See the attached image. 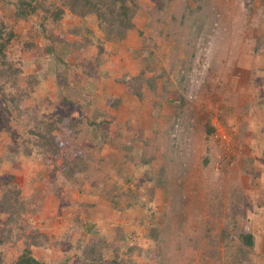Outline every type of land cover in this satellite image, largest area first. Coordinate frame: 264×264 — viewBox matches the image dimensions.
<instances>
[{"label":"rangeland","instance_id":"1","mask_svg":"<svg viewBox=\"0 0 264 264\" xmlns=\"http://www.w3.org/2000/svg\"><path fill=\"white\" fill-rule=\"evenodd\" d=\"M135 1L134 29L126 39L111 44L87 21L92 45L82 52L59 49L65 67L45 70L39 55L22 46L26 35L36 34L33 22L14 19L15 0H0L4 39L10 29L15 35L5 52L12 69L3 73H11V80L0 79V199L3 183L14 176L9 187L21 201L19 224L11 228L15 244L6 239L4 258L14 259L27 241L31 254L46 264H87L77 263L78 243L97 237L112 243L122 227L128 234L123 251L135 244L143 254H132L135 264H264V131L258 125L264 107V0H200L201 9L197 0ZM39 4L50 12L63 8L58 29L81 23L62 0ZM42 10L37 21L46 15ZM190 11L193 25L182 27L179 18ZM96 56L103 62L86 70L96 74L88 77L80 67ZM146 65L151 71L140 79ZM53 75L64 80L61 86ZM87 79L94 88L81 90ZM16 95L23 96L24 113L18 117L12 109L8 117L2 105ZM111 97L116 106L109 105ZM64 99L81 105L76 109ZM56 105L74 116L108 120L104 142L81 126L83 135L70 139L52 164L37 152H17L32 119L51 115ZM142 156L151 159L141 168ZM63 161L75 170L70 178L60 174ZM149 173L164 175L165 187L147 195L143 187L155 182L143 179ZM104 186L109 194L96 192ZM116 194L121 211L111 205ZM131 201L142 204L128 208ZM6 217L0 213L3 232ZM151 224L158 225L160 239L146 243ZM91 225L101 231L88 233ZM245 234L252 235V245L242 239Z\"/></svg>","mask_w":264,"mask_h":264},{"label":"trees","instance_id":"2","mask_svg":"<svg viewBox=\"0 0 264 264\" xmlns=\"http://www.w3.org/2000/svg\"><path fill=\"white\" fill-rule=\"evenodd\" d=\"M16 3L14 4V19H28V22L33 25V33L36 34H29L26 35L25 39L22 41V46L24 47V51L31 55H39L40 62L43 66H45V70L47 67L50 66L51 69H54L55 67L61 70L65 67L66 62L64 59L59 58L56 53L59 49H62L63 47L70 50V52H82V50L87 49L88 45H92V41L89 40L87 37L88 35L94 34L92 30H90L86 26V22L90 21L91 23H96L99 31L101 30L104 39L107 42H110L111 44H117L121 42L122 40L126 39L128 36L129 31L134 29L133 23L131 22V18L135 14L136 11V1L135 0H62V3L66 8H68L72 14L73 17L78 18L81 23L76 25L75 27H72V29L64 30L62 28H59V25L62 21V16L64 14V10L62 9H55L53 12H50V9H45L44 6L39 4V0H15ZM199 9L202 7V2L200 0H197ZM42 8L46 15L42 16L40 20L37 21L36 17V11L37 9ZM185 10L187 9V6L184 7ZM193 13L190 11L188 13H182V15L179 18L180 25L182 27H190L193 25V20H191V15ZM173 20L177 21V18L173 17ZM5 26H7L6 22L0 21V79L5 78L6 80H11V73L8 75V77H5L3 73L11 70L12 65L10 63V60H7L6 55V49L11 42V39L15 36L14 33H12L11 29L9 31V35L6 39H4V33H5ZM27 34V33H26ZM73 38V39H72ZM69 39H72L70 42ZM77 39V40H76ZM46 40L48 43H46L44 46L42 45L43 41ZM41 42V43H40ZM40 44V45H39ZM101 55L103 53V50L98 51ZM37 57V58H38ZM103 61L99 56H96L94 58L89 59L88 62L81 65V69L84 72L83 74L88 75V77L95 78L94 73L85 71L90 68H98ZM151 69L148 65H146V68H142L140 71V79L144 78L146 72H150ZM54 79L59 83V86H61L64 82V80H59L56 75H53ZM5 80L6 83H8ZM96 80L99 81V78ZM15 81H9V84L12 85V83ZM35 82V81H34ZM100 83V82H98ZM127 83V82H126ZM126 83L120 82L122 86H127ZM14 84V83H13ZM81 86V90L83 88H87L89 85V80H85V84H79ZM91 90L94 88V85L90 86ZM75 89V88H73ZM77 90V91H75ZM75 93H78V89H75ZM1 95L3 94L2 88H0ZM132 94H137L134 91H130ZM88 92H85L81 94L86 100L89 98L90 95L87 94ZM0 95V96H1ZM27 97V95H25ZM19 98L21 100H19ZM22 99L23 96H14L10 97L9 105L7 103H4L2 106L5 108V111L8 112V117L11 114L12 109H14L17 112L18 117L22 116L24 112L22 110H25L24 107H22ZM109 105L116 106L118 104V100L114 98H109ZM15 101V102H14ZM63 101L65 104L67 103L71 107H75L78 109L81 105L79 102H74L72 100L64 99ZM81 102V101H80ZM66 104V105H67ZM60 105V104H59ZM59 105L55 106L53 109L51 115H42L36 116L32 119L31 127H29L27 131L28 137L25 141H23L21 144L17 143L15 145L17 152L20 153L23 152L27 155H32L33 152H37V156L42 159L48 158L50 161V164L54 162V158L61 155V152L63 149L67 147L68 141L70 139L79 138L82 134L81 132V126H86L87 133L94 132L96 133V136H98L99 142H104L105 132H106V126L104 127V124L108 122V120L100 119L99 117H92L93 119H90L89 116L85 113L79 112L77 116H74L71 114V111L63 110V108L59 107ZM96 111V110H95ZM93 116L99 115L96 114V112L92 111ZM99 119V120H98ZM107 121V122H106ZM108 124V123H107ZM11 124H8V128H10ZM261 130V129H260ZM264 131V128L262 129ZM80 135V136H79ZM15 143V142H14ZM130 151V150H129ZM264 154V151H263ZM13 156V154H11ZM42 156V157H40ZM124 158V157H123ZM142 163H140V167L146 166L149 164L150 159H144L143 156ZM12 158H3L5 161H10ZM125 159V158H124ZM1 160V159H0ZM45 160V159H44ZM72 163H69V161H66L61 163L59 165V168L61 169L60 174H65V179L70 178L75 174V170L73 169ZM51 168L55 170V165H51ZM151 174V173H149ZM163 174V173H162ZM122 175H120L121 177ZM160 177V175H146L143 176V179L145 181H152L154 180V185L150 186V184H147L146 187L144 186V193L147 195H150L152 193L153 188H163L164 180L165 178ZM124 182L134 183L136 184V181L134 178H129L127 176L121 177ZM16 179L14 176L9 177V181H12ZM59 179V177H58ZM142 179V180H143ZM102 180V179H101ZM9 181L4 182L3 186L5 189L2 190V198L0 199V213H8V217L5 218L4 222L8 226L5 231L3 232L0 230V264H46L42 262L37 257L33 256L29 250L30 243L27 241L23 242L24 245L23 250L14 258L9 260L8 262L4 258L3 255V249L8 246V242H6L7 238H10V242L12 241L11 238V232L12 227L18 226L19 221V211L18 206L21 204V201L17 200V191H12L9 187ZM57 183V182H55ZM102 184H104L103 181H101ZM13 187L16 186L15 183L12 184ZM140 185V184H139ZM138 186V185H137ZM141 187V185H140ZM105 190L107 191L106 187H100L96 188V192L99 190ZM108 192V191H107ZM128 192L127 195H129ZM109 194V192H108ZM133 194V193H131ZM142 196V192L139 193ZM122 195V194H121ZM126 194H124L125 196ZM120 195L116 194L112 196V202L111 205L116 209V211H121L119 208V202L118 197ZM138 196V195H137ZM135 197L134 200L142 197ZM133 200V201H134ZM148 202V201H146ZM145 204V202H143ZM137 204L142 203H133L132 201L129 203L128 208H134L137 206ZM125 210V209H124ZM167 227V226H166ZM122 227L117 228V234L115 235L114 241L111 243L110 239L97 237L95 240L87 242H80L78 243L77 249L80 251L79 254H75V257L77 259V263L79 261L87 262V264H135L133 258V253H136L138 258H142L143 254L141 253V249L136 247L135 244L133 247H130L128 249L129 253H126L123 251V247L127 244V233L122 234ZM115 229V228H114ZM86 231L88 233H95V231H99L97 227L94 225H91L89 227H86ZM101 231V230H100ZM99 231V232H100ZM160 229L158 225L151 224L149 226V231L147 235L145 236L146 243H149L150 241L159 240L160 239ZM5 234V235H4ZM242 239H244V242L246 244L252 245V235L245 234L241 236ZM15 242H13V245ZM109 251L108 253L105 252ZM142 254V255H141ZM135 256V255H134ZM148 256V255H147ZM87 259L85 260V258ZM150 259V257H147ZM58 264V263H55Z\"/></svg>","mask_w":264,"mask_h":264},{"label":"crops","instance_id":"3","mask_svg":"<svg viewBox=\"0 0 264 264\" xmlns=\"http://www.w3.org/2000/svg\"><path fill=\"white\" fill-rule=\"evenodd\" d=\"M264 107H262V109L260 110L261 112V121L258 123V125H259V127H260V129L262 130L263 128H264ZM263 115V116H262ZM263 142H264V140H262ZM264 182V181H263ZM261 188V187H260ZM262 188H264V186L262 187ZM258 189V188H257ZM255 190H256V188H255Z\"/></svg>","mask_w":264,"mask_h":264}]
</instances>
